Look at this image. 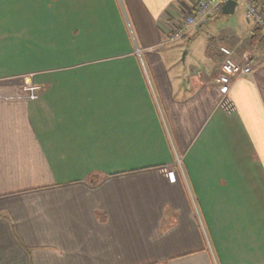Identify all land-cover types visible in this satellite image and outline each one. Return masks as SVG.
<instances>
[{"label":"crops","instance_id":"0c3cea01","mask_svg":"<svg viewBox=\"0 0 264 264\" xmlns=\"http://www.w3.org/2000/svg\"><path fill=\"white\" fill-rule=\"evenodd\" d=\"M196 1L92 0L86 70L11 73L18 35L44 42L32 26L49 2L0 0V264H264V51L239 46L251 24L235 6L153 51ZM66 4L58 15H78ZM218 44L251 61L225 92Z\"/></svg>","mask_w":264,"mask_h":264},{"label":"rangeland","instance_id":"374dc122","mask_svg":"<svg viewBox=\"0 0 264 264\" xmlns=\"http://www.w3.org/2000/svg\"><path fill=\"white\" fill-rule=\"evenodd\" d=\"M255 1L259 7L258 0ZM48 2L49 12L47 16V27L45 22H38L37 24L33 23L32 26L34 31H40L39 36L45 37L44 42L40 41V45H36L35 41L32 44H35L36 48L32 47L30 49V42H28L30 40H28L27 35H23V33L18 35L19 38H17V41L20 43V47L17 48V51L21 50L22 55L20 56V58L17 56L18 61L16 66L14 64L15 60L13 59V55L11 56V58H9L10 64H8L7 66L11 67L9 69L11 73L46 69H53L55 71L61 69L86 70V67L83 66H85V63H87V61H92V0H66L68 4H66L65 6L68 8H73L75 6L79 13L78 15H66L64 17L60 16V14H57V0H48ZM87 11L91 13L87 14ZM243 12V9L238 6L233 18L235 20L237 19L238 21L240 20V22H244L242 14ZM262 14L264 16V12H262ZM251 35L252 34L250 33H247V35L245 33L240 42L241 44L239 43V46L241 45L242 47L243 42H245V40H247ZM220 46L224 45L218 44L217 49ZM232 50L234 51V56L236 57L235 49ZM38 51H45L47 54V57L44 56L42 58L43 62L28 63L31 61L30 56ZM102 54L103 53H98V55ZM261 56H264V53H261ZM32 58L39 59L35 57ZM4 59L5 58H2V60ZM20 59H26L30 61H27L26 64H24L20 61ZM221 61L222 58H220V64ZM89 64H92V62ZM1 71L2 72L0 74L3 75L4 72L3 70ZM26 77L28 79L31 78L30 75Z\"/></svg>","mask_w":264,"mask_h":264},{"label":"built area","instance_id":"2783aa9c","mask_svg":"<svg viewBox=\"0 0 264 264\" xmlns=\"http://www.w3.org/2000/svg\"><path fill=\"white\" fill-rule=\"evenodd\" d=\"M229 0H197L195 3V13L184 17L176 24L166 35L159 46L153 48L159 50L166 46L175 44L186 37L198 24V22L207 19L212 14L221 11L222 7ZM236 6L243 9L245 18L251 24L249 33L252 34L255 28H259L264 35V16L255 0H232ZM218 52L222 58L220 69L226 77V82L222 86V92H225L230 86V82L234 79L249 76L251 74V61L246 55L240 56L237 60L234 51L225 46H220ZM170 182L175 181L172 171L167 173Z\"/></svg>","mask_w":264,"mask_h":264},{"label":"trees","instance_id":"16d2710c","mask_svg":"<svg viewBox=\"0 0 264 264\" xmlns=\"http://www.w3.org/2000/svg\"><path fill=\"white\" fill-rule=\"evenodd\" d=\"M249 43L264 51V35L259 28L253 30Z\"/></svg>","mask_w":264,"mask_h":264},{"label":"water","instance_id":"95a60500","mask_svg":"<svg viewBox=\"0 0 264 264\" xmlns=\"http://www.w3.org/2000/svg\"><path fill=\"white\" fill-rule=\"evenodd\" d=\"M236 4L234 1L232 0H229L226 2V4L222 7L221 11L223 14L225 15H231L234 11V8H235ZM200 26V25H199ZM198 26V27H199Z\"/></svg>","mask_w":264,"mask_h":264}]
</instances>
